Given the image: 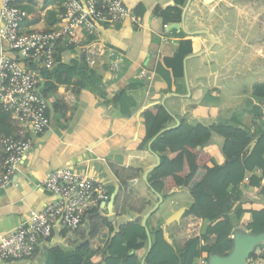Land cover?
Returning a JSON list of instances; mask_svg holds the SVG:
<instances>
[{"label": "crops", "instance_id": "crops-1", "mask_svg": "<svg viewBox=\"0 0 264 264\" xmlns=\"http://www.w3.org/2000/svg\"><path fill=\"white\" fill-rule=\"evenodd\" d=\"M122 1L129 12L123 21L97 23L95 34H81L79 47L60 50L58 66L77 64V74L69 85L41 78L39 90L49 102V127L34 134L11 117L7 120L17 137L31 141L32 147L0 192V236L56 198L43 186L46 175L55 169L67 167L95 177L105 184L110 198L114 196L113 204L109 200L87 213L73 233L57 223L51 235L38 242L32 264L48 263L47 250L56 246L65 253L85 247L86 261L91 251L104 247L110 235L97 217L106 218L115 230L138 217L129 208L122 211L119 203L126 190H148L143 173L156 161L150 146L140 147L146 135L142 115L145 107L161 103L178 121L182 117L190 125L238 122L249 130L251 145L264 132V97L253 93L256 85L264 83V0H215L208 4L190 0L183 18L188 0ZM17 4L27 11L21 26L25 31L51 29L59 24L61 9L57 1L17 0ZM139 5L144 11L135 20L133 14ZM157 6L180 8V20L176 21L174 11L164 14V19L156 16ZM172 23L183 27L168 29ZM201 30L209 32L213 42L205 33L197 32ZM186 39L191 40V54L195 55L183 60V75L169 88L155 73L156 64L170 57L179 42ZM5 49L0 38V52ZM119 93L129 110L127 115L113 101ZM3 135L0 132V141ZM222 142V137L213 135L206 146L212 164L224 162ZM2 161L0 143V172ZM251 177L263 181L264 172L253 169L239 185L241 199L233 210L241 209V214L237 216L233 211L229 215L234 231L248 230L251 212L264 208V192L250 183ZM191 202L183 188H174L160 205V210L165 207L162 215L154 214V219L161 216L160 227L165 228L167 240L176 248H181L190 236L202 235L209 225L208 220L191 215L165 223L173 212L181 206L187 208ZM184 221L187 224L183 230L176 231L175 227ZM95 225L96 231L91 234Z\"/></svg>", "mask_w": 264, "mask_h": 264}, {"label": "trees", "instance_id": "trees-1", "mask_svg": "<svg viewBox=\"0 0 264 264\" xmlns=\"http://www.w3.org/2000/svg\"><path fill=\"white\" fill-rule=\"evenodd\" d=\"M143 11V5H139L133 14L135 20L140 19ZM170 11L177 13L176 21L180 20L181 9L178 7L161 9L157 6L154 14L162 18ZM191 53L192 42L186 39L179 42L170 57L157 62L155 73L167 82L169 88L176 78L183 75V60ZM54 69V71L42 70L43 79H54L58 84L67 86L77 74L75 62L56 65ZM253 93L264 97V83L256 85ZM113 101L119 105L122 114H129L122 94L116 95ZM142 115L146 135L140 145L141 148H146L151 138L160 130L174 125L169 110L161 103L145 107ZM9 117V113L0 108V132L18 138L9 121L7 122ZM213 135L223 139L221 153L224 162L220 165L212 164L211 155L206 150ZM251 143L249 130L238 122L190 125L182 117L176 127L162 132L151 142L149 148L159 156L160 162L148 174L150 186L159 192L163 199H166L174 188L185 189L192 202L183 216L191 215L206 219L209 225L202 235L191 236L181 248H176L167 240L164 229L160 227L162 219H156L154 222L157 209L146 221L151 237V248L144 264H199L198 260L207 259L209 254L229 253L232 249L231 237L235 229L229 215L233 211L237 216L241 214V209L233 210L234 204L241 199L239 185L246 174L253 169L259 168L264 172V132L259 135L255 146L249 151ZM250 183L263 191L264 183L261 179L251 177ZM148 191L153 194L149 189ZM146 205L148 203L137 209L130 207L129 210L135 212L138 217L121 224L117 230L106 218L99 220L97 217L99 223L108 227L110 235L104 247L91 251L86 261L83 258L85 247L72 253H65L56 246L47 250V262L49 264H141L148 246L146 232L141 226L142 216L148 210ZM96 209L98 208H93L87 213ZM96 228L95 225L91 234L95 233ZM247 229L251 233L264 231V208L251 212V221ZM261 248L264 259V244Z\"/></svg>", "mask_w": 264, "mask_h": 264}, {"label": "built area", "instance_id": "built-area-1", "mask_svg": "<svg viewBox=\"0 0 264 264\" xmlns=\"http://www.w3.org/2000/svg\"><path fill=\"white\" fill-rule=\"evenodd\" d=\"M54 1L61 9L57 27L25 31L21 26L27 11L17 0H0V38L6 45L0 52V108L34 134L43 133L50 124L48 101L39 90L41 71H52L60 50L79 47L81 34H95L97 23L118 24L129 14L122 0ZM0 143V187H5L32 142L3 135ZM43 186L56 198L0 236V264H32L38 242L48 238L57 223L73 233L88 211L110 200L103 182L67 167L49 172ZM262 245L253 249L245 264H264ZM198 263L207 264V259L200 258Z\"/></svg>", "mask_w": 264, "mask_h": 264}, {"label": "water", "instance_id": "water-1", "mask_svg": "<svg viewBox=\"0 0 264 264\" xmlns=\"http://www.w3.org/2000/svg\"><path fill=\"white\" fill-rule=\"evenodd\" d=\"M190 0H188L186 6L184 7L183 11H182V18L185 14V10L188 6ZM204 3L208 4V3H212L215 0H202ZM183 27V25H181V23H172L168 26V29H177L179 27ZM199 33H205L206 35H208L209 39L211 42H213V37L209 34V32L205 31V30H201V31H197ZM195 54H190L187 55L184 58V62L194 56ZM48 101V100H47ZM48 108H49V102H48ZM171 117L174 119L175 124L168 126L162 130H160L156 135H154L151 140L148 143V146H150L151 142L158 136L160 135L162 132L174 128L179 124V121L174 117L173 114H171ZM255 146V143L252 144L249 148V151H251L253 149V147ZM149 151L150 148H149ZM152 154L155 157V163L152 164L151 166H149L143 173V181L146 184L147 188L156 196L157 201L156 203L153 205V207L147 211L141 219V226L144 228L146 235H147V241H148V246H147V250L142 258L141 264H144V260L151 248V237H150V232L149 229L146 225V221L147 219L156 212V210L158 209V207L161 205V203L163 202V197L159 192H156L149 184L148 182V174L159 165L160 162V158L159 156L152 152ZM6 187H0V192L5 189ZM111 204H113L112 202L114 201V196H112L110 198ZM186 207L185 206H181L180 208H178L175 212H173L169 217L166 218L165 223L166 224H171L173 222H179V220L181 219V217L184 215L185 211H186ZM232 241H233V245H232V249L229 251L228 254L226 255H218V254H209L207 257V264H245L247 258L250 256L251 252L253 251L254 248L260 246L262 243H264V231L260 232V233H251L250 231L246 230V231H241V230H237L234 231L232 234Z\"/></svg>", "mask_w": 264, "mask_h": 264}, {"label": "rangeland", "instance_id": "rangeland-1", "mask_svg": "<svg viewBox=\"0 0 264 264\" xmlns=\"http://www.w3.org/2000/svg\"><path fill=\"white\" fill-rule=\"evenodd\" d=\"M183 193L186 197V199L190 198L188 192L183 189ZM156 199L153 194L149 193L148 190H134L132 192H130L129 190H126L125 192V196L123 199H121V203H119V205L122 206V211L124 207L130 208V207H134L135 209L141 207L144 203H148V205H146L147 209L152 208L153 205L156 203ZM118 201H120V197H118ZM118 205V206H119ZM161 206L158 207V215H162V213L164 212V208H162V210H160ZM125 209V208H124ZM161 216H158V218L155 219H159ZM154 222H156V220H154ZM187 224V221H184L183 223H181V225H177L176 227H180V228H176V231H182L183 230V226ZM165 230V228H163ZM193 233V232H191ZM191 235V234H189ZM191 237V236H190Z\"/></svg>", "mask_w": 264, "mask_h": 264}]
</instances>
